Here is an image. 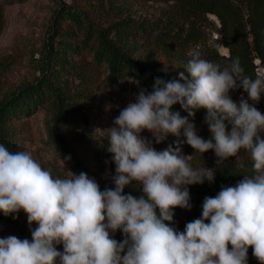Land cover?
Masks as SVG:
<instances>
[{
  "label": "clouds",
  "instance_id": "9594fccd",
  "mask_svg": "<svg viewBox=\"0 0 264 264\" xmlns=\"http://www.w3.org/2000/svg\"><path fill=\"white\" fill-rule=\"evenodd\" d=\"M183 69L176 80L156 78L152 92L141 91L107 129L114 189L101 191L84 172L54 178L31 152L0 144V212L22 210L28 225H37L30 228L31 242L0 239V264H247L249 247L264 264V139L259 134L264 115L255 107L264 93V75H245L238 57L221 69L195 50ZM236 88L247 99L234 102L229 91ZM176 104L187 116L172 110ZM199 109L206 110L207 140L191 122ZM145 130L156 143L169 134L176 140L157 151L141 136ZM185 143L200 154L212 150L216 164L244 149L253 175L205 197L201 217L180 232L170 225L173 209L191 208L187 186L215 177L213 169L187 162ZM132 182L142 190L139 198L123 194ZM118 229L124 236L120 242L110 236Z\"/></svg>",
  "mask_w": 264,
  "mask_h": 264
},
{
  "label": "trees",
  "instance_id": "16d2710c",
  "mask_svg": "<svg viewBox=\"0 0 264 264\" xmlns=\"http://www.w3.org/2000/svg\"><path fill=\"white\" fill-rule=\"evenodd\" d=\"M100 3L106 12L118 20L111 22L105 28L90 23L86 11L77 6L74 10H66L61 15L60 26L52 27L51 35H56L58 45L61 49L52 52V47L47 46L44 59H42V76L35 82L25 84L7 97L0 99V144L9 151H17L18 140L22 134L20 119L31 115L36 109L44 108L46 112L48 137L52 145L64 148L63 126L69 123L73 116L74 108L69 105L71 99L70 84L68 81L58 80L64 66L75 68V64L67 61L66 54L83 55L90 57L86 65L75 72H65L83 85L84 91L105 85L114 87L122 79H131L138 83L148 93L153 90L156 78L164 81L176 80L166 75L158 74L155 70L154 56L167 55L175 59V62L183 72L187 63L186 48L188 45H196L200 35L199 30L203 26L212 24L209 16L218 22L214 26L217 38L213 47L201 55L202 59L219 64L221 69L229 67L232 60L239 58L245 75L255 78L260 74L258 65L264 69V0H76L82 5ZM130 2H156L166 6L163 12V20L157 21H134L124 17L128 12ZM5 27L4 6L0 3V35ZM136 40H139L138 44ZM49 39L48 44L53 43ZM222 47L227 54H221L218 49ZM144 51L148 56L146 59L137 54ZM258 63V64H257ZM53 67V68H52ZM49 71V72H48ZM103 75L102 78H100ZM187 75V73H185ZM178 79V78H177ZM229 96L234 102L239 103L243 97L247 99V93L242 88L229 91ZM251 104L252 101H249ZM255 107L264 115V93ZM173 111H179L181 116H187L179 104L172 106ZM205 109L196 111L191 122L195 124L197 134L203 139L211 138L208 125L204 123ZM228 131L231 126L228 125ZM70 131H73L72 128ZM84 137L82 138V140ZM181 139H184L181 136ZM176 140V137L168 135L161 143H154L155 150L160 151L168 147ZM64 158L71 154L65 150ZM182 154L186 156L187 162L194 168L205 167L215 171L214 181L207 180L202 184L188 185L191 204L190 209H173V222L170 226L182 232L185 225L201 217L202 204L205 197H214L221 187L235 186L244 176H252V165L250 153L241 149L234 157L216 164V157L212 150L203 154L194 152L186 143L182 146ZM96 158V171L94 179L100 190L105 188L114 189L112 177L115 175V164L111 154L107 151V144L98 148L94 153ZM69 159H65L68 161ZM108 162L109 180L102 181L101 175L105 172L103 162ZM73 163V161H70ZM78 174L87 173L86 168L80 163L74 164ZM46 170H50L54 178H64L58 164L47 162ZM123 194H131L139 198L142 190L135 182L124 188ZM14 214L4 216L0 213V239L8 236H16L23 240L28 238ZM207 223V221H205ZM113 239L118 242L124 239L122 232L118 229ZM60 251H63L62 245ZM230 247V245H229ZM247 264H259L249 247L247 253Z\"/></svg>",
  "mask_w": 264,
  "mask_h": 264
},
{
  "label": "rangeland",
  "instance_id": "374dc122",
  "mask_svg": "<svg viewBox=\"0 0 264 264\" xmlns=\"http://www.w3.org/2000/svg\"><path fill=\"white\" fill-rule=\"evenodd\" d=\"M94 2L84 6L77 3L76 0H0L4 6L5 20V27L0 35V99L7 97L23 85L33 83L41 78L42 59L45 57L47 46L52 47L51 50L54 54L58 49H61L56 43L57 36L51 35L52 27L60 26L61 19L64 18L61 13L66 10H74L77 6L86 11L90 23L101 28H105L111 22L119 19L106 12V6L103 8L102 4ZM165 9L166 6L161 3L130 2V8L123 16L134 21L152 22L163 20ZM209 20L214 26H218L214 17L209 16ZM213 25L208 24L200 28L198 43L188 45L185 50L188 60L191 59V53L194 50L203 55L213 47L217 38ZM49 39L54 42L48 44ZM136 42L140 43L139 40ZM218 52L227 54V51L222 47L218 49ZM137 54H140L143 59L148 56L144 51H139ZM66 58L70 64H75V68L64 66L62 71H58L60 75L58 80L68 81L70 86H73L70 87L72 97L68 101L69 105L74 108L73 116L70 117L69 123L63 126L65 147L59 149L50 143L47 129L48 117H46L44 108H38L18 122L22 134L18 140L17 151L31 152L33 158L44 169L47 168V162L58 164L64 177L67 171L78 175L76 169H73V165L80 163L86 168V174L90 178H94L93 174L96 171L94 153L98 148L108 144L107 129L114 126L113 121L119 112L129 103L135 102L136 96L141 91H144L145 94L148 92L131 79H122L114 87L100 85L89 89V91H84L83 85L78 79L75 80L65 72H75L77 68L80 69L86 65L90 57L69 53L66 54ZM152 60L156 64L155 70L158 74L166 75L172 79L179 78V73L182 71L171 55L167 57V55L161 54L154 56ZM257 71L264 75L261 66L258 65ZM102 77L103 75L100 78ZM71 128L73 131H70ZM141 136L150 140L152 145L156 143L153 134L147 130L143 131ZM66 149L71 153L66 155V157H70L68 161H65L64 158ZM103 166L105 172L101 178L102 181L107 182L109 180L108 162L104 161ZM14 215L26 236L31 238L30 228L34 230L37 225L33 223L29 226L27 215L22 210ZM0 229H2L1 225ZM114 234L110 233V236L113 238ZM56 247L60 251V246Z\"/></svg>",
  "mask_w": 264,
  "mask_h": 264
},
{
  "label": "bare ground",
  "instance_id": "6f19581e",
  "mask_svg": "<svg viewBox=\"0 0 264 264\" xmlns=\"http://www.w3.org/2000/svg\"><path fill=\"white\" fill-rule=\"evenodd\" d=\"M264 70V69H263ZM260 134V136H264V132H261V133H259ZM262 139H264V137H261Z\"/></svg>",
  "mask_w": 264,
  "mask_h": 264
}]
</instances>
